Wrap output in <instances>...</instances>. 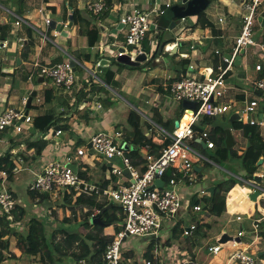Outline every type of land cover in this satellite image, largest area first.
Returning <instances> with one entry per match:
<instances>
[{
  "label": "crops",
  "instance_id": "0c3cea01",
  "mask_svg": "<svg viewBox=\"0 0 264 264\" xmlns=\"http://www.w3.org/2000/svg\"><path fill=\"white\" fill-rule=\"evenodd\" d=\"M38 1L40 5L39 9L37 11L30 10L27 18L23 15L21 16L20 10L17 9V6H15V8L11 6L13 4V0H0V15L2 17L12 21L13 17L9 15H11V13H14L18 17L26 21L27 23L25 24L28 26L27 31L22 29L23 25L18 30H12L11 25L7 24L5 27H2L8 32V36L6 37V39H3V37L1 36L2 30L0 27V114L4 113L5 110L10 108H18V106L19 108H21L22 101L25 98L28 100L31 93L33 91H36L37 96L32 102V107L34 106L35 102L38 104V106H35V113H29L34 116L37 114L44 115L49 112H54L57 117L60 118L57 121V126L62 128V134L60 136H54L55 134L53 130L51 141L54 138L63 137L65 135V132L68 131L71 135L69 137H63L62 142L59 145L55 146L52 143V147L50 146L51 148H49L48 151H46L44 155H42L38 160L31 163H23L19 168L21 169V171L31 174L33 179V173L40 171L48 163L57 160L64 162V160L68 156H72V161H76L77 163L82 161L91 169V174L93 175L96 182H101L103 179H105V186H110L111 184L116 185L118 181L126 184H129V182L124 179H118L112 176L110 171L106 172L105 168L109 167V163L102 158H99L92 153H89L88 157L85 158L76 157L74 149L71 150L70 146L76 144L79 140H82L86 142V144H88L91 137L100 132H108L111 134L121 132L123 133V141L126 144L129 143V146L132 150L138 149L139 157L141 159H144V157H146V155L148 154L147 149L145 148V146L137 148L136 142L135 140H133L134 133L132 131V124L135 118L137 117L140 120L141 124H143L145 132H147L146 134L154 137V142L158 145L162 144V142L166 139L167 134L174 133V131L177 129L175 126V123L177 121L179 122V127L183 128L184 126H186L185 124H188L191 118V114L183 108V103H178L171 97L170 92V86L175 81L182 78V76L187 73L189 67H187L185 73L179 74L177 70H180L182 68L179 63L182 60H187L190 61L189 65L193 64L195 66L196 70L207 69L208 72L213 71L214 73L218 72L219 67H226V64L223 63L221 54H231L234 47L236 46V41L242 32L244 14V12L239 10L236 4H232L227 0H218L220 4L224 5V12L218 11L216 8L213 10V12H209V9H207L208 11L206 10V15L209 21L213 24L214 30H219L220 34H213L212 32H210V29H202L198 23L197 16L190 17L185 22L180 21V23L182 24L178 23L176 28L180 27L181 29L177 31V34H175V29L173 30V36L176 37V40L174 41V43H172L174 45L168 46L163 51L162 56L153 61L148 66V69H145L146 67L143 65L138 68L127 66L126 68H122L119 73H115L113 75L114 78H111L112 75H109V73L111 72L113 74V71L108 70V68L113 62V58L111 56L112 51L110 53H107L105 48L112 47V49H115V47H113V44L117 45V48L124 45L125 32L118 30L117 33H113V31L119 27L120 18L126 13L131 12L135 8L143 11H152L154 8L167 10L168 4H170V7H173L177 6L180 1L107 0L108 9L106 12H108V14L103 20L95 21L97 23L96 27L99 29L101 28L102 30V33L100 34L99 44L95 47H89L87 44L88 40L84 35H81L80 38H76V43L72 44L71 40H73V36L70 33H67L65 37L69 41L63 42L65 46L64 48L62 46L58 47V45L55 43L57 39L54 41H43V38L40 39V36L41 32H43L44 29L47 32H51L53 36L54 30L56 31L60 28L59 31L61 33V29L65 28L67 25L69 27L72 10L69 9L68 11H66L64 7L65 5L60 0ZM241 1L243 2V0ZM29 2L31 4H34V0H29ZM84 2L85 0H76L74 5L82 8V4ZM56 4L62 6V9H54V5ZM261 6L264 7L263 0H261ZM41 9L44 10L43 14H40L39 12V10ZM263 12L259 13V15L257 16V23L261 24V27H264V22H259V17H261ZM66 14H68L67 20H65ZM45 17H49L52 20V25L55 23L54 28L52 27V25H50L49 27L45 26V21L43 19ZM162 18L163 16L156 20L152 25L155 26V29L150 30L151 32L157 30L158 33L156 34V38H160V36H163V33L168 30L164 27L167 24L166 19L161 21ZM73 26L75 25L72 24V27ZM254 30L257 38L256 41L261 42V39H263L264 35H262V37H259V34L257 33L260 30H258L257 32L255 28ZM115 34L117 36V39L114 37ZM62 35L64 36V34ZM62 35L60 37H62ZM16 36H19L18 38H23L24 42L19 43L17 39V43H12V40H14V37ZM3 40H9L11 44L7 48H2ZM194 40H201L202 42H204L206 44L205 48L203 50L198 48L191 49V45H193ZM151 41H154L153 37H151ZM54 45H56L55 47H58L57 51L55 50ZM175 48H177L176 53H172ZM245 48L243 49L244 53H241L239 55L241 56V60L238 64L233 65V70L230 71L227 76L228 90L226 92V99L224 96L221 100L217 101V103L231 104L234 110H239L236 109L237 107H239V104H241V106H244L245 108L246 104H248L249 102L257 101L259 103V111L257 114H255V119H253L251 116V120L259 119L263 120L264 122V94L255 86V82L257 79L264 78V64L260 61L256 62L255 60V69L253 71V63L250 64V57L248 55L247 49ZM262 48L264 50L263 44ZM217 52H219L220 55H217ZM17 57L21 60V64L19 66L17 65ZM58 58H61V62L73 58L81 65H83V67L91 71H93V69L97 66L98 62L100 64L103 63L102 68L96 70L99 78L101 80L113 79L111 83L114 90H117L120 93H124L125 95L134 98L136 103H138V107L137 105H133L132 109L130 107H127L126 112L124 111L125 116H118L117 110L112 109V99L114 97L113 92L115 91L111 86L106 87L104 84H101L102 82L98 83L95 81H93L95 84L98 83L102 86L99 88L100 90L92 88L94 84L87 82L89 74L85 69L84 75L81 76V79L83 80L80 82L81 89H75L72 93H68L64 89L56 87L54 84H51V87L49 84H46L51 81L38 83L37 86H33L32 84H29L24 80L25 71L19 72L20 66H22L23 69L26 68V72L29 75L28 80L29 82H32L31 77L37 69L38 72L39 69L43 66L54 65L55 60ZM258 65L262 66L261 71L256 70V67ZM174 66L177 73H167V69H170ZM142 68L143 71L141 70ZM132 76L135 77L136 82H133ZM163 77H167L168 79L169 77H173L174 79H171V83L168 82V84L163 86ZM249 89L255 90V92H253L252 94H254L256 97L247 92ZM80 90H82V92H85L84 97L81 99L78 96ZM40 91L42 93H40ZM230 98H236L237 102L228 100ZM38 100H40V102H37ZM14 102H16L17 107L13 105ZM177 104H179V109ZM99 105L101 106V108H99ZM105 106H109L108 111L105 110ZM226 114L217 116L216 119L221 123L226 124L229 122V118L232 115V112H228ZM246 122L247 123L243 125L237 124L232 127L234 137L235 133L238 132L241 139L246 138V130H243V127L251 126L248 120H246ZM68 127L71 129V131ZM30 128L31 125L24 126V131L21 134H17L13 129L0 131V143L5 145L15 143L17 145L16 150H19L21 148L22 142H24V140H26L30 136ZM202 129H205L206 131L210 130V128L206 126H204ZM260 130L264 137V127ZM256 159L258 160V162L263 159V164L260 165V169L258 170V174L256 176H260L262 179H264V157L262 155H257ZM115 163L120 165L118 161H116ZM199 164L200 163H198L196 166H198ZM137 168L141 170L142 166L139 165V167ZM202 171V168L196 167L195 172H197L199 177ZM239 171L240 172L237 173L239 176H243L245 174L244 170L241 167ZM125 176L127 179H130L127 171H125ZM226 176L219 175V179H216V181H221L225 179ZM18 177L19 176H16L15 174L14 179L9 181V188L15 192L16 198H20L22 201V205L19 206L20 209L18 211L21 213V210H24L25 216L30 215V213H32V215L30 216H36V214L34 215V213L37 212H34L35 209L31 205L30 200L32 201V203H36L38 205H46L47 203H49L48 210L51 212L52 217L50 218L48 216L49 218L47 219V221L52 222L51 226L53 228L52 233H55V237L53 238L55 239V243L61 242L62 239H65L67 233H81L82 237L86 236L90 232L94 233L92 229L85 230L83 227H78L77 229H75L74 220H72V222L66 221L67 218L71 219L70 214L71 211L75 210L74 208L67 209V216L63 212L59 213V211L57 212L58 214L55 215V212L59 208L61 209V206L57 204L59 198L57 197V195L55 196V198L54 196L50 197V202H43L41 198L38 199L37 197H32L29 192L30 190H28V188L26 189L27 186L23 187L21 185H17V181H19ZM241 180L243 182L247 181L243 179ZM30 183L31 181L27 182L28 185ZM216 183L212 184L208 188L215 187ZM249 183L257 184V181ZM189 187L190 186H186L183 188V197L186 206H183V210L180 211L177 222L172 225L165 224L158 240L148 238L152 240V245H154L156 249L158 248V255L156 254V260L158 261V263L164 262V258H161L163 257V251L167 250L169 246L171 247L173 245L171 243L173 235H177L178 233H181L180 230H183V227H180V224L182 223L184 216L188 214V209L189 206H191L192 198L194 196H197V198L200 199L205 197H203L201 193H197L194 191V189H191ZM237 187L240 186L237 185ZM25 189L27 192H25ZM207 189L203 190L205 191V195L207 194ZM25 193H27V195L31 198L30 200L27 198ZM229 194L230 195L227 198V213L220 219H214V221L210 218L207 219V223L213 224L212 229L208 233L202 231L196 232H199V235L202 234L201 236H207L211 232H215L213 239L217 243H211L208 247L217 245L218 243L221 244L220 241H217L218 238H222L224 234H227L226 231L220 227L222 223L226 225L234 221L238 222L236 218L240 214H242V221L240 222H243V216L247 215L249 217L254 213V219H260L262 220V222L260 223V239L258 241L259 250L256 251L253 247L251 248V250L255 251V253L258 254V257L260 258V261H258L262 264L264 263V199L257 198V201L253 202L251 200H248L246 198V195H243V191H240V193H235V189ZM64 201L67 202V199H65ZM98 204L101 203H97L96 206L92 209L97 210V208H99L97 207ZM200 205L204 206L205 204L201 203ZM27 209L29 210V212ZM260 209L262 211H260ZM88 214L90 213L86 211H84V213L82 214H79V217L82 218L81 222L88 219ZM112 214L113 212L111 213V215ZM117 216L120 217V214L116 213L115 217L117 218ZM61 219L64 220V223L70 224L71 227L61 228V226H59V220ZM250 221V228L243 225L242 229H240L238 232L245 228L247 230L252 229L253 220L250 219ZM81 222L77 223L76 225H80ZM191 224H194L193 221ZM9 226L12 228L11 224ZM176 226H179L180 229H178L177 233H174L173 230L174 228H176ZM115 227L116 226L114 225L112 227H109L106 230L105 234L113 235ZM17 232L18 234L26 233L23 227L20 228ZM134 239H138L136 242L140 243L141 245L136 247L134 245L135 242L131 241ZM140 239L142 238H130L126 241L127 243L125 242L126 245L124 244L123 247L124 252L122 264H127L128 260L132 261V264H139L138 258H144L147 250L142 251V248H145V242H141ZM250 239L251 237H247L246 239L242 238V243L245 242V240L250 241ZM9 241V250L13 254L12 258H17L19 254L15 253L13 249H18L20 252L22 251L18 247L14 248L13 239H9ZM230 242L231 241H229L228 243ZM127 244L129 246V250H127ZM195 244L196 243L192 242V246L190 245L186 250L179 248L181 251L180 258L182 260L185 256L188 255L190 256L189 259L191 260L185 261H191L193 264H198L195 259L191 258V256L194 257L195 249H192V247L195 246ZM62 245H65V243L63 242ZM221 245L223 246V244ZM159 248L161 250H159ZM151 250L153 249L151 248ZM76 252H79L77 243L73 246L71 251H67V256L63 257V261L59 262V264H76L77 262L73 258V254ZM221 252L222 251H220L218 254H220Z\"/></svg>",
  "mask_w": 264,
  "mask_h": 264
},
{
  "label": "built area",
  "instance_id": "2783aa9c",
  "mask_svg": "<svg viewBox=\"0 0 264 264\" xmlns=\"http://www.w3.org/2000/svg\"><path fill=\"white\" fill-rule=\"evenodd\" d=\"M179 1L182 2L183 0ZM84 4L86 9L96 17H99L108 9L107 0H85ZM260 6L261 0H243L242 7L245 13L243 14L242 32L236 41L233 52L229 54L231 59L221 54L226 67H219L218 72L214 73L213 71L208 72L207 69L196 70L193 64L189 65L187 73L170 86L171 97L174 100L180 103L186 100L196 101L197 108L192 112L189 123L183 129L178 127L173 134H167L166 138L169 137L170 145L161 150L158 155L151 154L149 147H145L148 154L146 159H143L142 168L146 169L143 173L140 172L129 157L123 141V133L121 132L112 134L108 132L97 133L91 137L88 144L79 147L76 151V157L79 158L88 157L89 153L102 158L111 165V173L114 177L124 179L129 184L118 181L116 187L113 184L99 187L96 184L86 182L79 177L77 170L75 171L69 166L73 164L72 156H68L64 162L57 160L48 163L43 169L33 173L34 177L28 185V190L30 191H35L42 195L54 193L57 197H64L70 190L77 193L85 192L95 194L99 199L113 202L122 208L121 211L124 216L123 230L116 234L111 244L107 246L100 264H122L123 247L128 239L150 238L158 240L165 224L172 225L176 223L183 206V188L193 185L192 179L194 171H196L195 166L203 160L209 162L199 150L191 146L190 142L197 138V140L205 142L208 149L212 150L215 148L214 142L211 141L207 131L197 133L194 129V125L198 124L203 117L215 118L232 112V114H241V119L248 120L251 126L264 127L263 120H251V116L259 111V103L257 101L249 102L240 111L234 110L231 104L217 103L226 95L228 90L227 76L233 70L236 58L245 47L254 46L257 43L254 39L256 37L254 28L255 21L260 13ZM168 8H170V4L167 5ZM165 11L161 8H154L152 11H143L135 8L131 12L126 13L119 21V25L123 24L124 26L123 29L119 30L125 32L124 45L117 48V45L113 44L115 52L112 47L105 48L106 52L110 53L112 51L111 56L115 61L121 56H129L132 60H135L137 56L143 54L144 49L147 50L143 48L145 37L154 22ZM39 12L43 14L44 10L41 9ZM9 16L13 17L12 21L0 15L1 30L7 24L18 30L26 22L14 13ZM43 19L46 27L52 24V20L49 17ZM187 19H182V21L185 22ZM98 20L100 19L98 18ZM59 29L54 30V38L61 36ZM41 35L43 41H50L47 33L41 32ZM114 37L117 39L116 34ZM18 41L19 43L24 42L21 37L18 38ZM2 42V48H6L9 40H3ZM159 43L158 41L157 45H154L152 51L158 48ZM133 48H135L134 52H132ZM116 49H118L117 52ZM120 49H123V51H120ZM191 49H194L193 45ZM145 53L149 58V51L147 50ZM216 54L220 55L219 52ZM76 66L83 67L73 58L55 65L43 66L39 69L38 77L49 80L56 87L72 93L75 89H81L80 82L83 81L76 73ZM83 68L89 74L88 83H94L93 81L101 82L96 71L102 68L99 62L93 71ZM256 70L261 71L262 66L258 65ZM255 86L264 94V79L257 80ZM27 101L26 98L22 101L21 108H10L0 114V131L13 129L17 134H21L24 131V126L32 125V118L29 115L25 117ZM37 102H40V100ZM99 108H101L100 105ZM24 117L25 120L22 121ZM61 134L62 128L60 127L54 136H60ZM90 144L92 147L89 149ZM116 161L121 165L115 163ZM171 168L175 170L177 176L181 177H173L168 182H165L163 177L168 169ZM125 170L128 172L130 179L126 178ZM20 171L19 167L14 169L15 174ZM8 178L9 173L0 172V214L1 216H7V221L13 226L15 223L13 212L17 210L18 204L15 195L9 188ZM157 180L164 182L161 187L156 185ZM245 184V186L240 188H242L243 195H246L248 200H251L250 195L257 191H260L258 199H264V188L262 186L258 183L245 182ZM152 186H154V189H150ZM201 194L205 196V191H202ZM202 208L203 206L201 205L195 206L194 212L201 211ZM260 211L262 210L260 209ZM249 218L253 220L252 229L247 230L245 228L241 230L237 234V238L241 241L237 242L235 240L236 237H233L230 242L233 249L231 261L238 264H257L259 259L251 248L253 247L256 251L259 250L258 241L260 239V223L262 220L254 219V213ZM236 220L238 222L242 221V214L238 215ZM77 221L81 222L82 218L78 217ZM195 231L196 226L192 224L190 228L183 229L181 235L189 238ZM247 237H251L250 241L245 240L242 243V238L246 239ZM220 239L221 237L218 238V241ZM222 249V245L218 243L210 246L208 252L217 255ZM76 264H90V262L87 259H81ZM146 264L153 263L148 261ZM181 264H189V262L184 261Z\"/></svg>",
  "mask_w": 264,
  "mask_h": 264
},
{
  "label": "trees",
  "instance_id": "16d2710c",
  "mask_svg": "<svg viewBox=\"0 0 264 264\" xmlns=\"http://www.w3.org/2000/svg\"><path fill=\"white\" fill-rule=\"evenodd\" d=\"M59 1V0H58ZM65 6V10L68 11L69 9L72 10V22L74 25L79 26V31L81 35L86 36L89 47H95L100 42V29L95 27H91L92 23L97 21L98 18L103 20L108 12H104L99 17L94 16L91 12L87 9L83 11L81 8L79 9L75 6L76 0H60ZM68 19V14L65 15V20ZM198 23L202 29L211 30L213 34H220L219 30H214L213 24L209 21L206 15V11L201 12L198 16ZM208 34V32H207ZM1 36L3 39H6L8 36V32L2 29ZM259 42V41H258ZM261 44L264 45V37L261 39ZM169 55V54H166ZM174 56V55H173ZM100 59V58H99ZM61 62V58L55 60L54 65ZM190 61L182 60L179 65L182 67L180 70H177L179 74L185 73L187 67L189 66ZM116 66L118 69L126 68L127 66L119 64L117 61H113L111 64L112 66ZM38 70V69H37ZM37 70L31 77L32 81L39 79ZM116 72L113 71V74L110 75L111 78H114L113 75ZM113 79H105L101 80V84H104L106 87H112ZM94 84L92 88L96 90H100L99 88L102 86L100 84ZM100 85V86H99ZM83 90V89H82ZM80 90L79 97L80 99L84 97L85 92ZM82 92V93H81ZM31 112V111H30ZM29 116L32 118V125L30 128V136L24 140L21 144V148L16 150L17 145L15 143H10V145H5L0 143V172L5 171L9 173L8 180L11 181L15 177L14 169L20 167L23 163H31L38 160L49 148L52 147L51 136L53 135V130L55 126H57V121L60 119L54 112H49L44 115H31ZM217 117H203L200 122L194 125V129L197 133H202L206 131L202 129L204 126L209 127L210 130L207 131L209 133L211 141L214 142V149H212V161L209 160V164H214L217 166H222L224 163H228L231 161H238L241 165V168L244 170L245 174L243 176H239L232 170H229L231 174H228L225 179L218 181L215 184L216 191L213 196L209 195L208 193L205 195L204 198L200 199L197 196H194L191 200V206L194 211L195 206H199L201 203L205 205L201 209V211L194 212L200 213L202 218L200 221L192 220L193 225L196 226V231H202L208 233L213 224L207 223V219L210 218L214 221V219H220L227 213V198L229 193L237 186H244V182L241 180H247L249 182H255V177L258 174V170L260 166H258V160L256 159L257 155H262L264 157V137L261 133V128L258 126H250V127H243L245 129V139L236 140V145L232 149H228L225 143V132L220 128H213L212 125ZM235 126V123L232 127ZM69 128V127H68ZM70 129V128H69ZM132 131L134 133L133 140L136 142V147H149V152L153 155H158V153L163 150L164 148L170 145L169 137L166 138L162 144L158 145L154 142V137L151 135H147L143 128V124H141L140 120L136 117L133 124H132ZM128 144L129 157L135 163L137 167L142 166L144 163L143 159L139 157V150L134 149L132 150ZM191 146L196 150H199L202 154L206 152L203 146L198 142L197 138L190 142ZM86 145V142L79 140L76 144H73L71 150L74 149V152L78 150L79 147ZM51 146V147H50ZM204 156V155H203ZM203 161L199 162L202 163ZM75 165H77V174L79 177L89 183L96 184L99 187L105 186V179L101 182H96L94 180L93 175L91 174V169L84 164L82 161L77 163L73 161ZM121 165V164H120ZM106 172L111 171L112 167L109 165L108 168H105ZM146 169L142 168L140 170L143 173ZM173 177H181L175 174L174 169H168L167 173L163 177L165 182H168ZM116 187V185H115ZM13 194L16 196L15 192L10 189ZM32 197H39L43 202H50V194H39L35 191H29ZM67 196V205H71L72 207L76 208L74 210L73 215L74 217L69 219L65 218L67 222H72L74 220L75 223H79L77 221L79 217V213L77 212L78 209L85 211L88 209V217H92L94 214V208L97 203H104L98 204L97 209L102 210L104 207L113 204V207L104 212L102 215V221L105 223V226L101 225H91L90 220L87 219L80 223V227H83L85 230L92 229V232L88 233L86 236L82 237L81 233H67L64 243L65 247H63L59 243H55V239H53L52 246L46 239V229L43 222L36 219L35 217L31 218L29 226L27 228L25 234H18L15 229H12L7 221V216L0 214V264L6 262L9 258L13 257L12 252H10V241L9 239L15 237L19 240V244L23 248V254H30L33 256H40L39 261L42 264H59V262L63 261V257L67 256V251H71L73 246L77 243V247L79 252L73 254L74 260L79 261L81 259H87L91 264H100L103 260L104 253L106 248L114 239V236L123 230V219L124 216L122 214V208L118 205L111 203L107 200L101 202L95 194L90 193H77L75 191H68ZM20 207H17V210L13 212L14 222L18 221L22 216H25V211L21 210V213L18 211ZM113 214L111 215V213ZM119 213L120 217H115V214ZM77 214V217H75ZM116 226L114 229L113 235H106L105 232L109 227ZM192 225V224H191ZM179 226L174 228L173 232H178ZM182 233V230H180ZM180 233V234H181ZM55 237V233L53 234V238ZM56 244V245H55ZM231 244V243H230ZM153 249V248H152ZM144 258L147 262H152L153 264H160L156 260L153 255V250L148 249L145 253ZM33 261L34 258H33ZM189 264H193L192 262Z\"/></svg>",
  "mask_w": 264,
  "mask_h": 264
},
{
  "label": "rangeland",
  "instance_id": "374dc122",
  "mask_svg": "<svg viewBox=\"0 0 264 264\" xmlns=\"http://www.w3.org/2000/svg\"><path fill=\"white\" fill-rule=\"evenodd\" d=\"M57 1V0H56ZM228 2H231L232 4H236L237 7L239 8L240 11L244 12V8L242 7V1L241 0H227ZM264 2V0H263ZM34 4H31L29 2V0H13V4L11 5L12 7L15 8V6H17V9L20 10V13H21V16H25L28 18V14L30 13V10H35L37 11L40 7L39 5V1L38 0H34L33 2ZM57 5V6H56ZM54 5V9H57V10H61L62 9V6H59V4H56ZM63 5V4H62ZM82 10L83 11H86V6H84V3L82 4ZM79 8V7H78ZM217 9L218 11H223L225 10L224 8V5L220 4L217 1H214L210 6H209V12H213L214 9ZM28 9V10H27ZM80 9V8H79ZM263 9L264 7L261 6L259 8V12L262 13L263 12ZM208 11V10H207ZM98 21H101V20H98ZM256 25H255V29H256V32L258 30H260V27H261V24L257 23V19H256ZM27 23V22H25ZM23 24L22 26V29L27 31L28 29V26L26 24ZM179 24H182V23H179ZM97 25L96 22H93L91 27H95ZM180 26V25H179ZM20 29V28H19ZM181 28H175V34H177V31L180 30ZM12 30H16L15 28H12ZM263 30V31H262ZM53 31V29H52ZM44 33H47L48 36H49V39L51 41H55V43L59 46H62L63 48L65 47L63 42H68L69 40L65 37V35L63 36L62 34H67V33H70L72 36H73V40H71V43L74 44L76 43L77 39L76 38H80L81 37V33L79 31V26L75 25L73 26L72 28H69L68 25L61 29V35L62 37H58V38H54V36H52V33L51 32H47L45 31V29L43 30ZM102 33V30L100 28V34ZM157 30L156 31H149V33H147L146 37H145V42H144V48H146L149 52L152 51L154 49V45L156 43H158L159 41V38H156V34H157ZM259 34V37H262V35H264V27H261V30L257 33ZM19 36H16L14 37V40H12V43H17V39H18ZM151 37H153V40L154 41H151ZM10 38V37H9ZM42 35L40 36V39H42ZM59 42V44H58ZM11 44V42L8 43V46ZM7 46V47H8ZM56 45H54V48L55 50L57 51L58 47H55ZM6 47V48H7ZM67 48V46H66ZM131 49V48H130ZM245 49H247L248 51V55L250 57V64H252V69L254 71L255 69V63L260 61L264 64V50L262 48V44L261 42H257L256 45L254 46H248L246 47ZM115 52V49L113 50ZM118 51V49H116V52ZM135 51V48L132 49V52ZM244 51V50H242ZM241 51V53H242ZM233 52V51H232ZM231 52V53H232ZM243 54V53H242ZM18 58V57H17ZM19 59V58H18ZM17 59V61H18ZM256 60V62H255ZM113 61L114 58H113ZM18 65V64H17ZM145 66V65H144ZM146 67V66H145ZM149 68V67H148ZM108 70H112V71H115L116 73H119L121 71V69H118L116 66H110L108 68ZM143 71V68L141 69ZM145 70V69H144ZM23 72L25 71V78L24 80L26 82H28L29 84H32L33 86H37L38 84V81L35 80V81H32V82H29L28 80V73L26 72V68L23 69L22 66H20L19 68V72ZM84 68L82 66H77L76 67V73L77 75L82 78L81 76L84 75ZM108 73V71H107ZM167 73H177L176 70H175V66L170 68V69H167ZM111 74V72L109 73V75ZM104 76V75H103ZM132 79H133V82H136L135 80V77L132 76ZM171 79H174L173 77H169V79L167 77H163V86L171 83L172 80ZM260 79H264V78H260ZM259 80V79H257ZM256 80V81H257ZM256 83V82H255ZM46 84H49L50 87H51V84H53L52 82H49V83H46ZM112 89L114 90V88L112 87ZM115 92H113L114 94V97H113V103H112V109H116L117 110V114L118 116L120 117H124V111L126 112V108L127 107H130L132 109L133 105H137L138 107V103H136V101L134 100V98H132L131 96H127L125 95L124 93H120L118 92L117 90H114ZM248 93H253L255 92V90H251L249 89L247 91ZM40 93H42L40 91ZM252 96L256 97L254 94H252ZM225 99H226V95H225ZM232 102H237V99L236 98H230L228 99ZM176 101V100H175ZM177 102V101H176ZM180 103V102H178ZM14 106H16V102L13 103ZM178 105V109H179V104ZM35 106H38V104L35 102L34 103V106L30 109V111L32 113H35ZM17 107V106H16ZM19 108V106H18ZM244 108V106L242 107L241 104H239V107H237L236 109H239V110H242ZM105 110H109V106H105ZM228 115V114H226ZM255 115L252 116L253 119H255ZM180 118V117H179ZM247 123L245 119H241L239 122H236L235 125H243ZM66 127V126H64ZM71 131V129H70ZM71 134L70 132H65V135L63 137H69ZM63 137H59V138H54L52 140L51 143H53L55 146L56 145H59L61 144L62 142V139ZM235 137H236V140H241V138L239 137V134L238 132L235 133ZM202 154V153H201ZM212 154H213V151L212 150H206V152L202 155H204V157L207 159V160H211V157H212ZM146 159V157H144V160ZM213 162V161H212ZM197 168H202L203 171L202 173L200 174V177L199 175L197 174V172L194 171V174H193V185L190 186L189 188L191 189H194L195 192L197 193H201L204 189H207L209 186H211L212 184L216 183V179H219V175L221 176H226L228 174H231L229 170H232L234 171L235 173H239L240 171V163L238 161H231V162H228V163H224L222 166H217V165H214V164H209L207 163V161L203 160L202 163H200L198 166H195ZM19 176L18 177V180L17 181V185H21L23 187H26V189L28 188V184L27 182L31 181L32 180V175L31 174H28L27 172H23V171H20L19 173L16 174V176ZM258 184L260 186H262L264 188V179H262L260 182H258ZM25 189V192H27ZM235 193H240V191L242 192V188L240 187H235ZM233 189V190H234ZM249 189H251V187H249ZM232 190V191H233ZM231 193V192H230ZM27 198L30 200L31 198L27 195V193H25ZM51 197L54 196L55 198V194L52 193L50 194ZM230 195V194H229ZM38 199H40L38 196H37ZM190 198V197H189ZM188 198V200H189ZM28 200V201H29ZM65 199L63 197H59L58 198V201H57V204L61 206V209L59 208L56 212H55V215H57L58 211L59 213L63 212L66 216H67V209L69 208H72V206L70 205H67L66 206V201H64ZM21 199L18 198L17 199V204L19 206L22 205L21 203ZM31 202V205L34 207L35 211L34 212H37V213H34V215L36 214V216H30L32 215V213H30V215L28 216H22L18 221H16L14 223V225L12 226V229H15L16 231H18L20 228H24L25 230H27L28 226H29V223L31 221V218L32 217H35L36 219L40 220L41 222H43V224L45 225V229H46V239L47 241L52 245V242H53V228L51 226L52 222H49L47 221V219L51 216V212L48 210L49 209V203H47L46 205H38L36 203H32V201L30 200ZM52 202V201H51ZM183 206H186V203L185 201H183ZM183 206L181 208V211L183 210ZM28 210V209H27ZM48 211V212H46ZM86 212H88V209H85ZM29 212V210H28ZM79 214H82L84 213L83 210L81 209H78L77 211ZM98 213L97 210L94 211V213ZM71 218L74 217V215L72 214V211H71ZM49 216V217H48ZM77 217V214L76 216ZM202 218V215L200 213H194L193 211V208L192 206H189V209H188V214H186V216H184V219L182 220V223L180 224V227H183V229L186 228H190L191 226V223H192V220H197V221H200ZM224 221V220H223ZM177 222V220H176ZM77 223L74 224V228L77 229L78 227H80V225H76ZM243 225H245L246 227L250 228L251 227V221H250V218L245 215L243 216V222H232V223H228L226 225H224L223 223L221 224V228L223 230L226 231V233L230 236V237H236L237 236V233L240 229H242ZM59 226H61V228H70V224H66L64 223V220L61 219L59 220ZM200 233L199 232H193L192 236L188 239H185V237H182V235L180 233H178L177 235L174 234L173 235V238L171 240V243L173 244L171 247L169 246L167 248V250L163 251V257H161L162 259L164 258V262H160L161 264H181L183 263L185 260H191L189 259L190 256H185L184 259L182 260L180 258V249H183V250H186L191 244L192 242L196 243L195 246L192 247V249H195V253H194V257L191 256L192 259H195L197 261L198 264H238L236 262H233L231 261V255L233 253V249H232V246L230 243H226V244H223V250L220 254L218 255H214V254H211L208 252V246L211 244V243H217L213 238H214V234L215 232H211L210 234H208L207 236H201L199 235ZM176 235V236H175ZM10 239H13V243H14V248H19L21 251L23 250V248L21 247V244H19V240L16 239V238H10ZM65 239H62L61 242H58L59 244L62 245V243L64 242ZM138 239H134V240H131L133 242H135V246L138 247L140 246L141 244L140 243H137ZM141 242H145V248H142V251H146L150 248H153V255L154 257L156 256V254L158 253L157 252V249L155 248L154 245H152V240L150 239H140ZM194 240V241H193ZM218 241V240H217ZM127 243V242H126ZM129 243V242H128ZM56 245V244H55ZM126 245V244H125ZM54 246V244L52 245ZM63 247H65V245H62ZM192 246V245H191ZM15 253L19 254V256H17V258H9L6 262H4L3 264H42L41 261H39L40 259V256H33V255H30V254H23L22 252H20L18 249H13ZM127 250H129V246L127 244ZM131 250V249H130ZM159 250H161L159 248ZM123 252H124V248H123ZM130 252V251H129ZM255 255H258L256 253H254ZM158 255V254H157ZM33 258L35 261H33ZM260 261V258L258 259ZM138 261H139V264H146V259L141 257V258H138ZM230 261V262H229ZM257 262V264H261L260 262ZM191 262V261H189ZM127 264H132V261H129L127 262ZM264 264V263H262Z\"/></svg>",
  "mask_w": 264,
  "mask_h": 264
},
{
  "label": "water",
  "instance_id": "95a60500",
  "mask_svg": "<svg viewBox=\"0 0 264 264\" xmlns=\"http://www.w3.org/2000/svg\"><path fill=\"white\" fill-rule=\"evenodd\" d=\"M215 0H183L182 2H179V4L177 6H173L170 7L166 10V12L162 15L163 18L161 21H163L164 19H166L167 24L164 26L165 29H168L167 31L164 32L163 36L159 38V46L157 49H155L154 51H150V57L148 58L147 54L145 53L147 50L144 49L143 54L139 55L136 57L135 60H132L129 56H121L117 59V62L119 64L128 66V67H133V68H138L140 66H146L145 69H148V66L155 61L156 59H158V57H160L163 54V49L165 46H167L168 44H170L171 42L174 41V36H173V30L176 28V26L178 25V23H180V21H182V19H186V18H190L193 16H198L201 12L206 11L209 6L211 5L212 2H214ZM259 22H264V12L261 15V17H259ZM72 17H70V26L72 27ZM52 25V24H51ZM264 25V23H263ZM55 23L52 25V27L54 28ZM123 24H120L119 27L113 31V33H117L118 30L123 29ZM155 29V26H151V30ZM66 35V34H64ZM255 40H257V38H254ZM193 46L194 48H198L203 50L206 46V44L204 42H202L201 40H194L193 41ZM120 51H123V49H120ZM177 48H175L172 53H176ZM242 53H244V51H242ZM229 59H231V56L229 54L226 55ZM241 60V56H238L235 60L234 64H238L239 61ZM18 66L21 64V60L18 59L17 61ZM101 65H103V63H101ZM44 82H49V80H45L44 78L40 77L38 79V83H44ZM37 96V92L33 91L28 99L27 102V106H26V112H25V117L27 115H29L30 109L32 108V102L34 100V98H36ZM183 108L185 110H187L190 114H192L193 111L196 110L197 108V102L196 101H189L186 100L183 102ZM25 117L22 119V121L25 120ZM241 120V114H232L229 118V122L226 124L221 123L218 120H215L213 123V128H220L222 130H224L225 132V143H226V147L228 149H232L235 145H236V140L235 137L233 135L232 132V125L236 122H239ZM176 128L179 127V122L177 121L175 123ZM60 129L59 126H56L54 128V134L56 131H58ZM198 142L203 146L204 150L207 149V145L205 142L198 140ZM91 144L89 145V149L91 148ZM263 164V159H261L258 162V166ZM70 167H72L75 171L77 170V166L75 165H69ZM262 180V178L260 176H256L255 177V181L260 182ZM163 181L162 180H157L156 181V185L158 186H162L163 185ZM150 189H154V186H152ZM216 191V187H211L207 189V193H209L211 196L214 195ZM260 196V191L254 192L253 194L250 195V199L253 202L257 201V198ZM113 207V204L104 207L99 214L93 216L90 218V223L92 225H101V226H105L106 224L103 223L102 221V215L104 214L105 211L111 209ZM233 237H230L228 234H224L222 236V238L220 239V243L221 244H226L229 241H232ZM236 241H240L239 238H235Z\"/></svg>",
  "mask_w": 264,
  "mask_h": 264
},
{
  "label": "clouds",
  "instance_id": "9594fccd",
  "mask_svg": "<svg viewBox=\"0 0 264 264\" xmlns=\"http://www.w3.org/2000/svg\"><path fill=\"white\" fill-rule=\"evenodd\" d=\"M162 33H163V32H162ZM163 34H164V33H163ZM160 37H162V36H160ZM174 38H175V39H174V41H175V40H176V37H174ZM181 39H183V38H181ZM174 41L171 42L170 44H168L167 46H165L164 49H163V51L166 49V47L174 45V44H172V43H174ZM177 46H178V45H177ZM177 46H176V47H177ZM191 46H192V45H191ZM161 56H162V55H161ZM33 101H34V100H33ZM125 147H126V149H127V148H128V144L125 143ZM207 149H208V148H207ZM209 150H210V149H209ZM127 152H128V150H127ZM128 153H129V152H128ZM73 164H74V163H73ZM125 171H126V170H125ZM110 172H111V171H110ZM111 175H112V173H111ZM112 176H113V175H112ZM245 182H249V181H245ZM245 182H244V186L246 185ZM257 183H258V182H257ZM239 186H240V185H239ZM240 187H243V186H240ZM15 197H16V196H15ZM228 197H229V195H228ZM63 198H64V199H67L68 197H67V196H64ZM97 198H98V197H97ZM16 199H17V198H16ZM98 199H99V198H98ZM99 200H100L101 202H104V200H101V199H99ZM111 203H113V202H111ZM101 204H104V203H101ZM114 204H115V203H114ZM18 207H19V205H18ZM72 208H74L75 211H76V208H75V207H72ZM77 211H78V210H77ZM97 211H98V213H96V214L94 213V214L92 215V217L95 216V215H97V214H99L101 210L97 209ZM73 212H74V211H72V214H73ZM70 218H71V217H70ZM90 218H91V217H88L89 220H90ZM208 248H209V247H208Z\"/></svg>",
  "mask_w": 264,
  "mask_h": 264
},
{
  "label": "bare ground",
  "instance_id": "6f19581e",
  "mask_svg": "<svg viewBox=\"0 0 264 264\" xmlns=\"http://www.w3.org/2000/svg\"><path fill=\"white\" fill-rule=\"evenodd\" d=\"M190 121V120H189ZM189 123V122H188ZM185 125H187V123L185 124ZM181 129H183V128H181Z\"/></svg>",
  "mask_w": 264,
  "mask_h": 264
}]
</instances>
